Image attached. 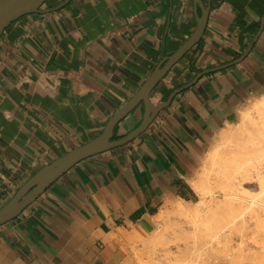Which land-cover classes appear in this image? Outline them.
<instances>
[{"label":"crops","instance_id":"1","mask_svg":"<svg viewBox=\"0 0 264 264\" xmlns=\"http://www.w3.org/2000/svg\"><path fill=\"white\" fill-rule=\"evenodd\" d=\"M0 38V208L41 168L101 135L158 67L150 123L84 157L0 225V264H127L137 234L196 202L217 134L264 91V0H47ZM140 100L115 125L145 120Z\"/></svg>","mask_w":264,"mask_h":264},{"label":"rangeland","instance_id":"2","mask_svg":"<svg viewBox=\"0 0 264 264\" xmlns=\"http://www.w3.org/2000/svg\"><path fill=\"white\" fill-rule=\"evenodd\" d=\"M263 97L264 91L245 102L217 134L194 183L199 200L163 207L152 228L127 247L132 257L127 264H264V148L257 142L264 111L256 108ZM222 134L232 139L240 134L237 145L243 135V160L228 156V146L237 145Z\"/></svg>","mask_w":264,"mask_h":264},{"label":"water","instance_id":"3","mask_svg":"<svg viewBox=\"0 0 264 264\" xmlns=\"http://www.w3.org/2000/svg\"><path fill=\"white\" fill-rule=\"evenodd\" d=\"M46 1L47 0H0V38L5 29L22 15L43 11L42 6ZM203 26L204 19H201L196 34L187 41L176 54L169 58L168 63L164 67H158L154 71L141 90L110 120L105 131L101 135L45 165L33 175V177L21 187L17 194L0 208V225L20 214L28 204L33 202L47 187L79 160L111 146L122 144L145 129L155 112V108L149 103V93L151 89L165 74L171 64L198 40ZM142 99L149 105L145 120L141 126L120 140L114 142L110 141L116 123Z\"/></svg>","mask_w":264,"mask_h":264},{"label":"bare ground","instance_id":"4","mask_svg":"<svg viewBox=\"0 0 264 264\" xmlns=\"http://www.w3.org/2000/svg\"><path fill=\"white\" fill-rule=\"evenodd\" d=\"M262 94H263V93H262ZM258 99H259V98H258ZM258 99H257V100H258ZM256 105H257L256 108L259 109L260 112H261V111L263 112V111H264V97H263L262 99H259L258 102L256 101ZM259 110H258V111H259ZM243 111H244V110L242 109V112H243ZM244 112H246V111H244ZM244 112L242 113L243 116L245 115ZM246 114H247V113H246ZM260 114H261V113H260ZM240 115H241V114H240ZM263 115H264V113H263ZM251 116H252V115L249 114L248 119L250 118L249 120H252V121H253V119H254L255 117L252 116V117H253V119H252ZM241 117H242V116H241ZM244 117H245V120H246V116H244ZM244 117H242V118L244 119ZM242 118H241V119H242ZM260 118H261V117H260ZM243 119H242L241 121H243ZM258 119H259V118H258ZM262 119H263V118H262ZM254 120H256V118H255ZM259 121H260V120H257L258 123H259ZM263 121H264V120L261 121V124H262V125L264 124ZM245 122H246V121H245ZM257 122H255L256 125L258 124ZM262 122H263V123H262ZM242 123H243V122H242ZM252 123H253V122H252ZM255 123H254V124H255ZM240 126H242V124H241ZM240 126H239V127H240ZM258 126H259V125H258ZM260 126H261V125H260ZM260 126H259V128L256 127V131H257V128L261 131L260 133L258 132L259 130L257 131L258 135L261 134L260 137L258 136V140H257V142L259 143V145L261 146V148H264V128L262 127L263 129H262V128L260 129ZM263 126H264V125H263ZM253 127H254V126H253ZM237 128H238V127H237ZM229 130H230V129H229ZM239 130H242V128H241V129L238 128V131H236V132L240 133ZM262 130H263V131H262ZM227 132H229V131H226L225 134H226ZM222 133H224V132H222ZM229 133L231 134L232 131L229 132ZM233 133H234V132H233ZM241 133H243V132L241 131ZM254 133L257 134V133L255 132V128H254ZM227 134H228V133H227ZM235 134H236V133H235ZM235 134L233 135V136H234L233 138H234V139H235V138L238 139V137H239L240 134H239V135L237 134L236 137H235ZM241 135H242V134H241ZM256 136H257V135H256ZM256 136H255V137H256ZM222 137H223V138H225V137H228V138H229V137H230V138L232 139V137L229 136V135H224V134H222ZM228 138H227V139L225 138L224 140H228V141H230V142L234 140V139L230 140V139H228ZM237 139L234 140V141H233L234 143H232V144L237 145ZM239 139H240V140H238V141H239V144L237 145V148H235V146H233V148H230V147H231V144H230V145L228 146L229 148L227 149V150L230 149L229 152H228L227 150H226V151H227V153H228V156H229V153H231L232 156L235 155V156H237V158H241L240 160H243V135H242ZM255 140H256V139H255ZM255 142H256V141H255ZM257 142H256V144H258ZM254 146H255V145H254ZM256 146H257V145H256ZM258 148H259V151L261 152V148H260V147H257V149H258ZM257 151H258V150H257ZM262 151H264V150H262ZM262 153H263V152H262ZM235 156H234V157H235ZM230 157H231V156H230ZM227 158H228V157H226V159H227ZM235 158H236V157H235ZM227 160H228V159H227ZM230 161H232V160H230ZM197 187H199V186H197ZM201 189H202V188H201ZM202 191H203V190H202ZM202 191H201V192H202ZM202 194H203V192H202ZM180 205H181V203H180ZM182 206H184V205H182Z\"/></svg>","mask_w":264,"mask_h":264}]
</instances>
